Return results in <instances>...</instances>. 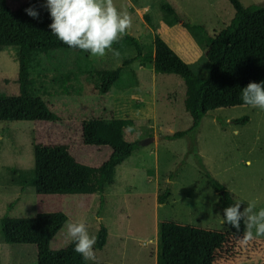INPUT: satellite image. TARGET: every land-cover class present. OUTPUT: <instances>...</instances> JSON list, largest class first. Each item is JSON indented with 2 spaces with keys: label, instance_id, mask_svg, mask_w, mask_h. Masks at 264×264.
<instances>
[{
  "label": "rangeland",
  "instance_id": "1",
  "mask_svg": "<svg viewBox=\"0 0 264 264\" xmlns=\"http://www.w3.org/2000/svg\"><path fill=\"white\" fill-rule=\"evenodd\" d=\"M132 18L128 36L139 41L143 54L150 53L154 35L160 36L177 56L193 62L213 30H221L233 16L227 0H113ZM243 7L262 6L264 0H239ZM46 4V0H42ZM176 11L179 22L162 8ZM114 44L118 57L108 53L93 57L88 52L54 50L32 52L29 86L32 95L43 97L57 110L71 114L95 113L97 96L93 74L113 70L136 54L126 38ZM16 48L0 51V92L16 95L18 64ZM128 69L136 81L133 89H118L102 104L105 111H120L133 118H147L153 141L138 145L114 170L113 182L105 186L103 201L98 194L49 196L46 205L76 223L107 229L106 243L95 248L97 262L104 264H160L159 224L162 220L226 229L221 221L219 193L193 164L201 158L207 172L240 203L243 211L255 201V211L264 208V110L233 108L202 118L195 135L168 140L166 136L189 125L181 107L183 81L173 74H160L139 61ZM56 106V107H55ZM249 115L239 126L237 117ZM32 123L0 122V218H31L38 210L32 178ZM169 186L165 203L158 196ZM53 198V199H52ZM264 238V237H261ZM6 245L0 235V264H6ZM252 264V263H249Z\"/></svg>",
  "mask_w": 264,
  "mask_h": 264
},
{
  "label": "trees",
  "instance_id": "2",
  "mask_svg": "<svg viewBox=\"0 0 264 264\" xmlns=\"http://www.w3.org/2000/svg\"><path fill=\"white\" fill-rule=\"evenodd\" d=\"M233 9L229 23L213 30L198 57L186 63L158 35H154L152 50L143 54L139 41L126 35L136 54L123 60L113 70L93 74L97 100L95 113L71 114L54 109L43 97L32 95L28 86L29 62L32 52L71 50L51 33L49 11L42 0H0V51L16 48L18 64L16 95L0 92V122L30 121L34 176L32 182L37 207L45 211L31 218H0V235L6 245V264H104L85 261L74 251L75 243L67 235V225L76 223L62 212H52L46 205L49 196L98 194L103 201L105 186L113 182L115 168L152 136L147 118H133L120 111H105L102 104L118 89H133L136 81L128 69L133 61L149 65L154 72L173 74L181 78L185 90L181 107L189 125L166 136L168 140L192 138L203 117L233 108H248L241 90L250 82H264V5L243 7L239 0H227ZM35 7L39 19H33L25 9ZM162 8L179 22L175 10ZM121 44L125 41H120ZM0 79V85H7ZM56 107V106H55ZM249 115L233 122L243 126ZM194 166L208 180L213 192L219 193L221 221L226 229H210L197 225L162 220L159 224L160 264H264V238L244 244L241 222L239 233L224 222L223 210L235 206L233 195L205 168L194 154ZM170 194L169 186L158 196L163 204ZM53 199V198H52ZM264 201V197H263ZM97 237L95 248H102L107 229L86 226Z\"/></svg>",
  "mask_w": 264,
  "mask_h": 264
},
{
  "label": "clouds",
  "instance_id": "3",
  "mask_svg": "<svg viewBox=\"0 0 264 264\" xmlns=\"http://www.w3.org/2000/svg\"><path fill=\"white\" fill-rule=\"evenodd\" d=\"M45 7L52 19L51 33L72 49L90 53L93 57H104L108 53L118 57L113 46L120 42L132 27V18L127 11L119 10L113 0H46ZM33 19H39L35 7L25 9ZM245 105L264 110V82H250L242 90ZM241 204L223 210L224 222L243 235L239 237L247 244L258 237H264V208L255 211L256 202H250L243 211ZM67 235L75 243L74 251L85 261H95L94 246L97 237L90 235L85 223H69Z\"/></svg>",
  "mask_w": 264,
  "mask_h": 264
},
{
  "label": "water",
  "instance_id": "4",
  "mask_svg": "<svg viewBox=\"0 0 264 264\" xmlns=\"http://www.w3.org/2000/svg\"><path fill=\"white\" fill-rule=\"evenodd\" d=\"M150 141H153V137H152V136L149 137V138H147V139H145V140H143L142 142H140V144H141V145H146V144H148Z\"/></svg>",
  "mask_w": 264,
  "mask_h": 264
}]
</instances>
